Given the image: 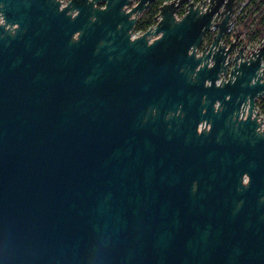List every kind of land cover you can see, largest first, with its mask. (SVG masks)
<instances>
[{"label":"water","instance_id":"obj_1","mask_svg":"<svg viewBox=\"0 0 264 264\" xmlns=\"http://www.w3.org/2000/svg\"><path fill=\"white\" fill-rule=\"evenodd\" d=\"M160 1L0 0V264H264V43Z\"/></svg>","mask_w":264,"mask_h":264},{"label":"trees","instance_id":"obj_2","mask_svg":"<svg viewBox=\"0 0 264 264\" xmlns=\"http://www.w3.org/2000/svg\"><path fill=\"white\" fill-rule=\"evenodd\" d=\"M200 1V0H195ZM238 3H244L246 6H249L250 4L252 7L250 8V11L247 14V18L240 19L238 21V28L242 29L245 33L249 30L248 26L249 23L253 20L252 12L253 10L257 9L260 10V16L258 20L256 21V31L262 35L264 39V0H238ZM158 13V4H154L151 9H149L148 13L141 18L136 26L135 30H146L149 26L153 25L156 21V16ZM208 40L211 39V35L207 37ZM261 108L264 110V98L261 102Z\"/></svg>","mask_w":264,"mask_h":264},{"label":"built area","instance_id":"obj_3","mask_svg":"<svg viewBox=\"0 0 264 264\" xmlns=\"http://www.w3.org/2000/svg\"><path fill=\"white\" fill-rule=\"evenodd\" d=\"M67 1H69V0H62V3H66ZM162 1L165 2V1H167V0H162ZM162 1H160V2L158 3V6H159V4L162 3ZM133 4H134V3H132L131 5H129V6H128V9L131 8V6H133ZM181 13H182V12H179L177 15L180 16ZM237 14H238V12H237V10H236L235 19L237 18ZM254 15H256V14H254ZM239 17H242V12H241V14L239 15ZM256 19H257V17L254 18V21H253V22H255ZM0 20H1V17H0ZM237 27H238V21H237V23L235 24V26H234L230 31H228V32L225 34V36H224L220 41H221L223 44H225L226 46H229L233 41H236V36H237L238 31H239V28H238V31H237ZM144 31H145V30H135V35L142 34ZM251 31H254V29H250V31L248 30L247 33H246V38L244 39L245 41H243V42H245V44H246V42H247L248 39H249V38L247 37V36H248V33L250 34ZM263 43H264V39H263L262 44H263ZM262 44L258 45L257 47L261 46ZM209 45H210V41L207 40V39H204V41H203V45H202V48H207ZM257 47H256V48H257ZM256 48H255V47H250V44H246L245 54H246L247 56H249L251 50H252V49H256ZM262 98H263V97H262ZM262 98H258V99H257V106H256V108H257V110L259 111V119L263 121V123H262V127L264 128V110H262V108H261V106H260V100H261Z\"/></svg>","mask_w":264,"mask_h":264},{"label":"rangeland","instance_id":"obj_4","mask_svg":"<svg viewBox=\"0 0 264 264\" xmlns=\"http://www.w3.org/2000/svg\"><path fill=\"white\" fill-rule=\"evenodd\" d=\"M236 2H237V6H238V9H242V17H239L238 18V21L240 20V19H242V18H244V19H246L247 18V14H248V12L250 11V8L252 7V5L250 4L249 6H246L244 3H241V4H239L238 3V0H236ZM149 11V10H148ZM148 11H146V12H143L141 15H140V19L141 18H143V16H145L147 13H148ZM241 14V13H240ZM254 14H256V15H254ZM260 10H253V12H252V16H253V20L249 23V26H248V29H249V31H250V29H254V31H251L250 32V34L248 33V41L246 42V44H250V47H257L258 45H260V44H262V42H263V37H262V35L261 34H259L257 31H256V21L258 20V18H259V16H260ZM255 17H257V19H256V21L255 22H253L254 21V18ZM139 19V20H140ZM138 20V21H139ZM237 31H238V27H237ZM241 31V29H239V31L238 32H240ZM206 39V38H205ZM202 49V46H201V48H200V50ZM200 52V51H199ZM264 98V97H263ZM262 98V99H263ZM261 99V100H262ZM261 102V101H260Z\"/></svg>","mask_w":264,"mask_h":264},{"label":"flooded vegetation","instance_id":"obj_5","mask_svg":"<svg viewBox=\"0 0 264 264\" xmlns=\"http://www.w3.org/2000/svg\"><path fill=\"white\" fill-rule=\"evenodd\" d=\"M235 7H236V10H237V12H238V14H237V18H236V23H237V21H238V18H239V15H240V13L242 12V9H238V6H237V2H236V4H235ZM151 9V8H150ZM149 10V9H148ZM148 10H146V11H148ZM145 11V12H146ZM243 13V12H242ZM140 19V18H139ZM217 20H219V19H217ZM247 33V32H246ZM246 33L241 29V31L239 32V33H237V35H238V37L236 36V40L238 41V43L239 44H241V43H243V41H245L244 39L246 38ZM215 34H216V31L215 30H213V29H211L210 31H208L206 34H205V36H204V38H206L207 40H208V36H210L211 35V39H209V41H210V44H211V42H212V40L214 39V36H215ZM210 46V45H209ZM209 46L207 47V48H209ZM204 49V48H203ZM202 49V50H203ZM261 102H262V100H260ZM261 102H260V106H261ZM256 106H257V101H256ZM263 110V109H262Z\"/></svg>","mask_w":264,"mask_h":264}]
</instances>
